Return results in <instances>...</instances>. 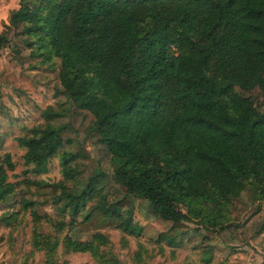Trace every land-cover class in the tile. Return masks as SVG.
Returning a JSON list of instances; mask_svg holds the SVG:
<instances>
[{"label":"trees","instance_id":"trees-1","mask_svg":"<svg viewBox=\"0 0 264 264\" xmlns=\"http://www.w3.org/2000/svg\"><path fill=\"white\" fill-rule=\"evenodd\" d=\"M10 21L22 26L19 35L37 57L59 60L61 88L73 107L93 116L113 180L172 222L158 243L177 248L188 216L223 229V207L249 179L264 193V0H21ZM5 42L0 33V49ZM235 87L259 88L262 108ZM60 116L44 113L47 121ZM62 130L47 123L18 138L33 174L45 173L63 147ZM75 158L61 154L64 181L56 183L11 182L10 155L0 161V202L17 191L40 195L41 204L55 206V225L64 227L68 217L69 228L94 233L95 243L67 237L62 246L42 228L49 215L23 198L32 216L31 252L41 253L43 264L70 251L105 258L104 229L143 232L127 198L109 202L97 178L76 180Z\"/></svg>","mask_w":264,"mask_h":264},{"label":"rangeland","instance_id":"rangeland-1","mask_svg":"<svg viewBox=\"0 0 264 264\" xmlns=\"http://www.w3.org/2000/svg\"><path fill=\"white\" fill-rule=\"evenodd\" d=\"M20 5L21 0H0V33L6 37L0 49V161L9 154L14 164V169L8 171V180L64 181L60 156L64 152L73 153L76 180L86 182L97 178L109 202L127 198L133 221L143 227L139 236L116 228L102 230L106 237L100 245L106 253L103 259L87 251L60 252L57 264H111L115 260L122 264H207L208 253L212 255L209 264H264V193H261L262 185L251 179L238 196L223 207L226 215L223 229L220 230V226L206 228L198 218L188 216L175 236L180 241L177 248L157 242L158 234L168 230L172 222L157 217L147 200L127 194L113 180L111 157L99 143L93 116L73 107L61 88L59 60L37 57L19 35L22 26L11 23L10 17ZM146 25V22L141 24ZM235 91L262 108L259 88L235 87ZM48 111L61 112L62 116L47 121L44 113ZM47 123L63 126L60 133L63 147L49 160L47 171L35 175L29 171L32 166L24 163L25 150L19 146L18 138L32 136L36 128L45 127ZM65 182L68 186L72 184ZM23 198L38 202L35 209L41 216L49 215L42 228L49 236L58 237L60 245L67 237L95 243L94 233L82 234L69 228L68 217L64 227L55 225L57 211L50 199L41 204L40 195L17 191L0 202V264H43L41 253L31 252L32 216L29 209L22 206ZM121 212L129 213L125 208ZM13 213L16 215L10 217V223H5L3 218ZM58 248L61 251V246Z\"/></svg>","mask_w":264,"mask_h":264}]
</instances>
